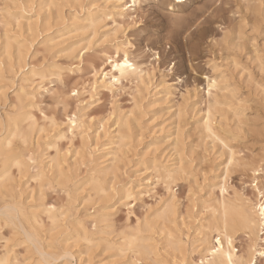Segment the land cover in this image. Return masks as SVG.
I'll return each mask as SVG.
<instances>
[{"label":"rangeland","instance_id":"374dc122","mask_svg":"<svg viewBox=\"0 0 264 264\" xmlns=\"http://www.w3.org/2000/svg\"><path fill=\"white\" fill-rule=\"evenodd\" d=\"M52 2L53 5L49 4L50 0H0V41L6 32L13 35L19 31L16 22L23 27L36 25L34 34L22 32L20 38L32 42L26 62L37 71L45 68L54 73L60 70L62 74L61 82L55 77H47L37 92L36 86L40 83L37 77L33 84L30 81L25 83V91L33 96L32 113L39 124L44 125V131L34 138L38 137L41 148L48 141L56 144L66 159V166H70L71 173L77 175L74 181L78 183L92 165L91 160L104 157L110 147L108 144L117 142V117L127 119L128 138L123 141L121 160L114 175L106 177V183L109 188L118 190L133 186L143 188L144 182L148 181L149 189H154L144 202L138 200L130 205L132 212L128 223L132 226L136 220L142 222L159 208L158 198H167L164 186L155 184L153 179L154 164L174 166L181 159L186 171L181 174L183 178L179 176L177 183L172 185L177 230L185 245L186 263L189 260L198 262L195 230L209 216V212H203L201 204L226 161V154L219 145L194 130L207 99L206 78L217 79L224 99L233 102L231 108L222 107L223 112L214 118L219 135L236 148L241 158L239 165L229 167L228 191L236 190L254 198L248 185L251 170L259 164L263 170L257 178L264 188V137L255 130L264 124V0H140L130 9L129 0ZM119 5H125L121 16L115 11ZM89 13L98 19L94 36L85 27ZM48 42L56 45L55 48L46 50ZM73 42H78L76 58L80 62L60 52ZM116 44L146 68L150 84L137 88L134 83L127 82L111 85L110 60L107 58L113 56ZM93 65L102 67L107 76L99 75L92 91ZM27 69L14 75L4 73V80H0V93L4 94L1 116L11 111L22 86L20 79ZM71 113L79 119L81 134L75 132L72 139L67 136L55 140V131L44 118L54 117L63 122L64 115ZM179 122L183 131L180 153L175 152L173 143ZM2 137L3 133L0 134ZM49 154L52 155L53 151ZM78 155H82L81 161L73 164ZM105 160H99L100 167L108 165ZM72 165L78 170L76 168L73 172ZM19 184L21 186L17 190L22 192L24 205L34 208L37 196L31 198L33 184L27 177L19 179ZM85 187H77L72 202L73 212H78L79 216L90 205L88 198L91 195ZM43 198L47 204L57 207L68 202L60 188L51 186L43 189ZM97 202L93 208L97 210L106 206L113 211L114 228H123L127 208L120 206L118 197L114 195L104 203ZM93 213V209H88L87 214ZM2 232L9 237L8 229ZM236 234L243 243L242 233L238 231ZM155 239L158 238L155 236ZM159 243V256L153 260L156 264H181L180 256L175 253L176 257H172L164 243ZM258 243L263 245V242ZM10 244L18 258L24 257L26 262L29 255L23 248ZM64 244L70 245V264H121L118 258L103 252L101 247L88 255L82 244H74L73 239ZM144 260L137 264H155L152 259ZM256 262L264 264V257ZM61 263L59 260L56 264Z\"/></svg>","mask_w":264,"mask_h":264},{"label":"bare ground","instance_id":"6f19581e","mask_svg":"<svg viewBox=\"0 0 264 264\" xmlns=\"http://www.w3.org/2000/svg\"><path fill=\"white\" fill-rule=\"evenodd\" d=\"M52 1L50 0V5H53ZM129 1L131 5L128 9L140 2V0ZM125 5H119V8L115 10L119 16L124 14L125 11L122 8ZM85 21L87 23L85 27L91 30L94 36L98 19L89 13ZM15 26L19 31L13 35L6 32L0 41V80H4V73L14 75L26 67L28 69L20 79L22 86L15 96L11 111L3 116L0 115V134L3 133V137L0 138V264H56L59 260H62L61 264H70L72 257L68 248L70 245L67 246L64 243L71 239L74 244H82L86 254L90 255L101 247L103 252H109L113 257L118 258L121 264H137L144 259L153 261L159 256L157 251L159 242L164 243L166 251H171L172 257H176L175 253L180 256L178 259L181 264H256L257 259L264 257L262 255L264 253V216L260 214L261 208L264 207V188L257 178L263 169H260L259 164L251 170V182L248 186L254 198L236 190L228 191L229 167L239 165L241 158L236 148L229 145L227 139L222 138L219 135V129L215 127V115L223 112L222 107L233 106V102L225 100V95L221 94L217 79L206 78L207 99L204 101L203 113L194 130L203 138L219 145L222 152L226 154V161L220 176L209 186L212 189L201 204L204 208L203 212L207 214L209 212V216L208 219L205 218L206 222L202 220L203 224L200 223L197 229L195 228L197 234H195L194 244L198 243L196 248H199L197 249L199 260L194 263L193 260L188 259L186 263L184 259L186 249L178 236L176 199L172 192V185L186 171L182 160L178 159L174 166L154 164L153 179L155 184L161 183L164 186L167 198H158L159 208L152 212L150 217H145L142 222L136 220L132 226L128 223V216L132 212L130 205L138 200L144 202V198L154 189H149L148 181L144 182L143 188L133 186L118 190L109 188L106 183V177L110 174L114 175L125 145L123 141L128 138L126 132L129 129V121L118 116L115 122L117 142L108 144L110 147L104 157L92 159V165L90 164L91 166L87 169L84 179L81 182H75L77 175L71 173L70 166H66V159L61 155L56 144L48 141L42 145V149L38 137L34 138L35 135L44 131V125H40L32 113L33 96L25 91L27 86L25 83L30 81L33 84L35 77L40 82L37 88L35 87L37 92L42 89L40 85L47 77H55L61 82L62 74L60 70L54 73L45 68L37 71L26 62L32 42L29 43L26 39L20 40V38L23 36L22 32L34 34L37 30L36 25L26 24L23 27L16 22ZM45 46L46 50H52L56 45L49 43ZM77 50L78 42H73L62 48L60 52L76 60ZM107 59L110 60L109 77L112 80V86L122 82L134 83L136 88L150 84L151 80L146 68H143L142 64L131 57L119 44L114 45L113 56ZM77 60L80 62V59ZM125 60L131 67L125 65ZM91 71L90 89L93 91L98 83L97 77L103 75L104 78L107 73H103L102 67L94 65L91 66ZM164 88L169 91V87ZM3 99L4 94L0 93V106ZM44 121L54 129L55 140H62L67 136L72 139L75 132L81 134V125L74 113L65 114L63 122H58L54 117H45ZM255 130L260 137H264V124L260 129ZM182 136V126L179 122L176 137L173 139L175 152L176 150L179 153L182 152ZM81 138L83 140L84 137ZM50 151H53L52 155L49 154ZM41 152L45 154L40 155ZM262 152L264 162V145ZM81 156L78 159L75 158L76 161L74 160L73 164L77 165V161H81L79 160ZM101 159H106L105 162H108V165L100 167L101 164L98 162ZM76 168L72 165L73 172ZM25 177L33 184L30 190L31 198L37 196L34 208L24 205L22 192L17 190L21 186V184L18 185L19 179ZM46 186L60 188L68 202L59 207L47 204L43 198V189ZM78 186H86L91 195L88 198L89 208L81 216L78 212H73L72 207ZM114 195L121 202L120 206L127 208L125 225L118 229L114 228L113 211L106 206L97 210L93 208L96 201H98L97 204L102 203L99 201L104 203ZM88 209H93L94 213L87 214ZM4 229H8L9 237L2 232ZM238 231L245 238L243 243L238 240L239 237L236 234ZM258 241L263 242V245H260ZM11 242L17 247H22L23 251L29 255L26 262L24 257L19 259L12 250Z\"/></svg>","mask_w":264,"mask_h":264},{"label":"snow or ice","instance_id":"6c2138e0","mask_svg":"<svg viewBox=\"0 0 264 264\" xmlns=\"http://www.w3.org/2000/svg\"><path fill=\"white\" fill-rule=\"evenodd\" d=\"M125 65L128 67H131V65H128L127 60H125ZM75 94V93H74ZM9 147H11V143L9 142ZM260 214L261 216H264V207L261 208L260 210ZM219 242V241H218ZM230 243V242H229ZM262 255H264V253H262ZM230 259V258H229Z\"/></svg>","mask_w":264,"mask_h":264}]
</instances>
